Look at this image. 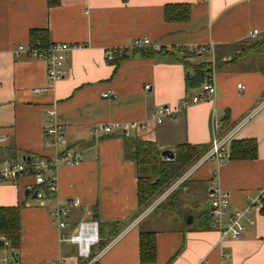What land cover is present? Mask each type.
I'll use <instances>...</instances> for the list:
<instances>
[{"label":"crops","instance_id":"0c3cea01","mask_svg":"<svg viewBox=\"0 0 264 264\" xmlns=\"http://www.w3.org/2000/svg\"><path fill=\"white\" fill-rule=\"evenodd\" d=\"M177 3L188 5V17L165 19V7ZM31 28L47 29L53 42L80 44L63 60L64 77L44 93L31 90L48 84L46 64L12 50L29 42ZM251 29L258 31L253 38ZM143 37L160 50L132 46L134 38ZM193 45L210 48L184 58L177 51ZM120 46L123 55L105 60L107 48ZM211 61L216 94L181 107L182 98L203 91V69ZM263 95L264 0H0V163L28 155L51 160L65 150L80 155L77 162L57 164L55 186L48 193V186H36L30 176L0 182V206L19 205L20 210L18 246L2 242L0 264H81L75 245L59 240V234L68 235L77 221L88 218L98 222L100 239L93 252L125 230L98 264H264V196L259 198L264 190V106L234 139L254 141L255 156L200 164L178 192L190 202L198 198L183 219L175 213L166 217L162 210L150 217L139 212L135 162L126 146L127 138H140L153 141L160 151H175L182 143L207 147L210 114L229 127ZM49 106L65 138L56 147L43 134ZM160 106L173 113L155 123L149 117ZM137 122L145 128L130 127L127 135L93 132L108 123ZM213 186L228 192L227 211L246 209L253 220L244 222L240 236L220 237L208 226ZM37 187L41 197L32 195ZM73 198L79 204L69 207L67 226L59 230L50 212ZM187 214L194 219L191 224L185 222ZM199 218L204 224L198 227ZM141 230L155 235L152 262L139 260Z\"/></svg>","mask_w":264,"mask_h":264},{"label":"built area","instance_id":"2783aa9c","mask_svg":"<svg viewBox=\"0 0 264 264\" xmlns=\"http://www.w3.org/2000/svg\"><path fill=\"white\" fill-rule=\"evenodd\" d=\"M257 29H251L249 31V38H253L257 35ZM80 44H73L66 41L53 42L48 41L46 45H41L39 42H35L32 46L28 43L26 44H17L13 47V52L16 56L19 54H24L28 58L41 59L46 64V78L48 84L44 87H34L32 93H44L58 80H61L65 75V69L63 67V60L69 56L71 51L75 49L76 46ZM150 46L151 50L157 52L160 50V46L156 43H152L149 38H134L132 41V46ZM184 48V47H183ZM178 49L179 54L189 52L192 56L208 51L210 48L209 45H193L186 47V49ZM124 47H113L107 48L104 53L105 60H113L117 54L123 52ZM214 62L211 61L205 73V80L203 83L204 89L201 93L195 94L189 98H182L180 100V106L186 107L190 104H194L197 101H201L204 98H209L216 94V86H214L212 80V69ZM237 86H240L238 84ZM149 85L145 84L144 89H148ZM109 94L103 93V97H107ZM264 106V95L261 96L258 101L253 105V107L248 110L242 118L239 119L235 124L224 127V121L215 117L213 114H210L209 120V131L211 132V138L206 149L195 159L187 168L183 171L181 176L177 179L176 184L181 183L184 179L190 176V174L197 169V167L207 160H214L217 164H220L229 157L231 142L235 139L240 127L246 123L256 111ZM46 112L49 116V119L46 124L43 125V134L50 138L49 143L54 147L65 142L63 136V130L61 125L54 119V109L49 106L46 109ZM173 110L170 107H157L150 115V119L155 123H160L166 117L171 116ZM130 127L134 129L145 128V124L133 123H115V124H106L94 127L93 132L96 130H102L105 133H108L112 130H118L121 134L127 135V131ZM80 159L78 152L72 150L61 151L56 154L53 158L47 159L44 156H23L19 161L3 160L0 163V182L14 181L22 176H30L34 181V184L37 186L46 185L49 189H53L55 186V176L54 172L58 167L57 164L73 163L77 162ZM36 194L41 197V192L39 188L36 189ZM264 196V190L259 194V198ZM79 204V199H67L61 202L53 211L50 212L51 218L57 224V228L62 230L66 228L67 223L66 219L69 215V207L77 206ZM208 204L209 212L207 216L208 226L212 229H217L220 232V237L223 236H232L238 237L242 234L244 227V222L253 223V220L246 216L245 210H233L227 211L228 207V192L219 189L216 186L210 188L208 191ZM153 207V204H152ZM151 206L143 210L141 214H144L149 211ZM136 220V219H135ZM134 220V221H135ZM125 230L120 231L119 233L112 236L111 239L101 244L94 252L92 247L97 245L99 242L98 235V222L95 219L88 218L82 219L76 222L74 230L68 235L63 233L59 234V240L70 241L76 247V252L78 258L81 260V264H91L98 262V258L102 253L107 250L113 242H115L120 235ZM0 240L5 244H8V241L0 236ZM6 259L3 258V261ZM35 264H48L46 261H40Z\"/></svg>","mask_w":264,"mask_h":264},{"label":"trees","instance_id":"16d2710c","mask_svg":"<svg viewBox=\"0 0 264 264\" xmlns=\"http://www.w3.org/2000/svg\"><path fill=\"white\" fill-rule=\"evenodd\" d=\"M173 8V9H172ZM189 7L186 4H175L166 6L164 15L165 19H185L188 17ZM30 40L28 44L32 46L35 42H39L41 45H46L49 40L47 29H35L31 28L29 31ZM258 42H255L254 45H257ZM183 47H178L181 49ZM177 49V51H178ZM183 49H186L184 47ZM150 53H156L149 48ZM124 52V51H123ZM117 54L115 58L123 55ZM158 52V51H157ZM179 52V51H178ZM183 58L192 56L189 52L180 54ZM209 64V63H208ZM208 65H206L207 68ZM206 68L203 69L204 74L206 73ZM215 68V66H213ZM230 146L229 157L237 158H252L255 156L256 143L251 139L247 140H233ZM126 146L131 151V158L135 162L136 168V177H137V205L139 208L141 205L146 204L154 193L158 192L163 182L168 181L169 179L177 176L185 166L190 164L192 161L197 159V157L206 149L202 146H194L188 143H182L177 145L174 155L169 160L163 161L162 156L160 155V150L156 147L155 143L152 141L142 140L140 138H127ZM157 173L158 176H161L163 179L151 180L150 174ZM47 193L51 189L48 187L44 189ZM263 204L260 207V210L264 212V197L261 199ZM19 205L4 207L0 206V236H3L12 248L15 249L19 243ZM139 260L140 262H152L155 258V235L151 231L141 230L139 233ZM102 244V242H101ZM2 241L0 240V246ZM11 264H20L17 260ZM91 264H98L94 262Z\"/></svg>","mask_w":264,"mask_h":264},{"label":"rangeland","instance_id":"374dc122","mask_svg":"<svg viewBox=\"0 0 264 264\" xmlns=\"http://www.w3.org/2000/svg\"><path fill=\"white\" fill-rule=\"evenodd\" d=\"M214 63H215V61H214ZM162 160L167 162L169 159L162 157ZM190 164H188V165H190ZM187 166H185L183 168V170L177 176L169 179L166 182H163V184L160 187V189L158 190V192L154 193V195L150 198V200L146 204L141 205V207L139 208V212L140 211L142 212L143 210L147 209L150 206L152 207V204H153V207L150 208L149 211L147 212V214H150L148 217L153 216V214H155V212L162 210L163 211L162 214L166 217L167 216L168 217L174 216V213H175L176 218H182L183 219L184 215L187 212L191 211V209H190L191 205H194L195 203L198 202L197 197L192 198L193 201L190 202L188 200L185 192L178 193L181 191L180 188L183 185V182L185 181V179L179 184H176V181L181 176L183 171L187 168ZM150 176H151V180H154V178L159 179V180L163 179L161 176H158L157 173L150 174ZM196 220L197 219H195V222H196ZM171 221L172 220L169 219V223ZM164 222H166V221H164ZM160 226L166 227V226H169V224L168 223H162V225H160Z\"/></svg>","mask_w":264,"mask_h":264},{"label":"water","instance_id":"95a60500","mask_svg":"<svg viewBox=\"0 0 264 264\" xmlns=\"http://www.w3.org/2000/svg\"><path fill=\"white\" fill-rule=\"evenodd\" d=\"M160 155H161L162 157H165V158L168 159V158H172V157H173L174 152H173V150L167 148V149H163V150H161V151H160ZM28 191H29V189H26V190L24 191V193H27ZM35 194H36V190H33V191H32V195H33V196H36ZM185 222H186L187 224H191L192 222H194V219H193V217H192L191 214H187V215L185 216ZM195 224H196L198 227L201 226V225H203V224H204V219H203V218H199L198 220H196Z\"/></svg>","mask_w":264,"mask_h":264}]
</instances>
